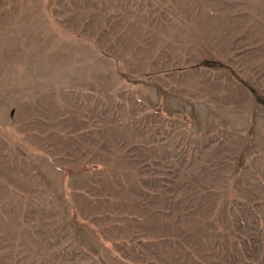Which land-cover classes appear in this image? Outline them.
<instances>
[{
    "label": "rangeland",
    "instance_id": "rangeland-1",
    "mask_svg": "<svg viewBox=\"0 0 264 264\" xmlns=\"http://www.w3.org/2000/svg\"><path fill=\"white\" fill-rule=\"evenodd\" d=\"M0 264H264V0H0Z\"/></svg>",
    "mask_w": 264,
    "mask_h": 264
}]
</instances>
